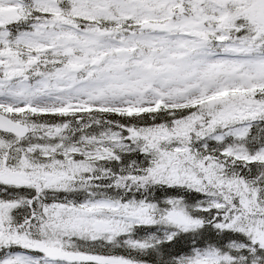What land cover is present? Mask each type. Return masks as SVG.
Masks as SVG:
<instances>
[{
    "label": "snow or ice",
    "instance_id": "obj_1",
    "mask_svg": "<svg viewBox=\"0 0 264 264\" xmlns=\"http://www.w3.org/2000/svg\"><path fill=\"white\" fill-rule=\"evenodd\" d=\"M0 264H264V0H0Z\"/></svg>",
    "mask_w": 264,
    "mask_h": 264
}]
</instances>
